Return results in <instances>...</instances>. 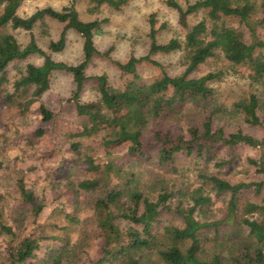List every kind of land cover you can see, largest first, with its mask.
<instances>
[{
    "label": "trees",
    "instance_id": "1",
    "mask_svg": "<svg viewBox=\"0 0 264 264\" xmlns=\"http://www.w3.org/2000/svg\"><path fill=\"white\" fill-rule=\"evenodd\" d=\"M26 0H0V108L17 107L21 113L38 103L42 122H50L55 114L43 102L42 95L52 84L57 72L73 77L75 89L71 100L80 98L91 79L87 68L95 56L111 58L112 47L102 52L95 36L104 20H85L77 9V1L62 9L46 6L30 15H22L20 8ZM89 12L96 14L102 8L120 11L129 0H87ZM165 3L189 17L201 13L202 17L188 27L183 38L173 36L160 42L158 33L166 24L157 27L155 14L149 17L150 44L145 55H131L127 61H115L119 69L131 75L123 87L110 83L106 73L96 75L95 87L99 95L100 112L88 115L77 131L69 132V151L78 155L91 177L71 182L75 194H95L93 213L96 229L101 237V250L90 264H264V178L260 181L233 182L219 173L206 169L211 161L228 169L234 168L237 157L232 149L239 144L264 147V137L257 138L242 129L227 132L225 127H214L223 103L218 102L215 85L224 74L223 70L193 75L210 59L223 57L232 68L244 66L249 71L252 90L234 103L235 112L252 125H264V37L257 27H264V0H165ZM47 19L62 23L63 30L57 40L52 39L48 48L62 51L67 33L74 30L83 40V57L78 63L56 60L45 50L35 36L41 27L49 30ZM248 27L251 39L245 35ZM10 29H23L30 33V40L23 45ZM181 54V73L172 75L165 70L155 56ZM40 56L42 63L27 62L18 68V75L10 77V65ZM149 63L158 66L162 74L152 81H144L139 66ZM124 105L126 111L118 116L112 105ZM187 106H202L205 117L202 122L172 127L164 125L177 120ZM100 114V115H99ZM102 114V115H101ZM103 116L105 123L101 120ZM105 131L103 145L105 158L84 151L83 139ZM44 127L34 131L43 136ZM152 135L146 140V134ZM127 145L129 157L141 161L157 147L158 164L166 168L163 177H156L148 185L142 172L126 167L112 157V149ZM228 147L230 156H220V150ZM199 159L204 167H193L200 185H184L191 171L180 165V157ZM264 176V155L248 159ZM200 164V162H197ZM3 163L0 161V169ZM20 198L29 205L37 217L44 205L37 203L33 192L20 176L16 181ZM253 190L260 200L245 196ZM214 193L227 198V213L212 218ZM180 218V223L170 222L166 214ZM71 220L76 217L69 215ZM0 210V233L16 236L12 225L7 224ZM41 240L26 236L17 245L7 247L8 264H28L36 258ZM65 256V255H64ZM63 253L53 257L52 264H64Z\"/></svg>",
    "mask_w": 264,
    "mask_h": 264
},
{
    "label": "rangeland",
    "instance_id": "2",
    "mask_svg": "<svg viewBox=\"0 0 264 264\" xmlns=\"http://www.w3.org/2000/svg\"><path fill=\"white\" fill-rule=\"evenodd\" d=\"M71 0H26L20 8L22 15H30L39 8L52 6L62 9L70 4ZM194 2L196 0H190ZM77 9L85 20H104L101 28L95 36L98 49L102 52L112 47L111 58L101 55L95 56L86 72L91 77L85 86L81 96L71 100L75 89L73 77L66 72H57L52 77V84L42 97L43 102L55 114L50 122H42L38 103L31 106L30 110L21 113L17 107L5 106L0 108V161L3 163L0 169V210L4 215V221L12 225L16 236L0 233V264H8L7 247L17 245L26 236L41 240V248L36 258L28 264H52L53 257L62 252L64 264H90L97 259L101 250V237L96 229L93 213V201L95 194H75L74 182L91 177L94 173L85 168L80 156H74L69 151V138L67 134L77 131L88 115H96L100 112L98 103L99 95L95 87L94 76L106 73L111 84L123 87L131 75L124 74L115 61H127L131 55H145L149 49L150 31L149 17L155 14L157 27L166 24L158 33L160 42H167L173 36L183 38L193 23L201 17V13L189 17L182 15L173 7L168 6L165 0H129V4L122 10H111L107 7L100 12L92 14L88 9L87 0H78ZM49 30L44 33L41 27L34 30L38 43L48 50L56 60L68 63H78L83 57V40L79 33L69 30L66 46L62 51L52 52L48 48L49 42L57 40L63 30V24L47 19ZM258 34L264 37V27L258 25ZM25 45L30 40V33L23 29H10ZM245 35L251 39L250 29L244 27ZM155 58L163 64L165 70L175 75L184 71L181 64V54H158ZM43 58L34 56L26 61H19L10 65V77L18 75V68H22L27 62L42 63ZM223 70L224 74L217 80L218 102L223 103L221 112L215 120L214 127L223 126L227 132L242 129L245 133L257 138L264 137V125L252 126L246 123L242 116L235 112L234 103L252 88L248 79L249 71L244 66L232 68L223 57L208 60L202 64L193 75L200 76L209 71ZM139 73L144 81H152L162 74L160 67L143 63L139 66ZM113 110L118 116H122L126 109L124 105L115 103ZM100 115V114H99ZM102 115V114H101ZM264 119V114H261ZM205 117L202 106H187L177 120L171 119L164 125L186 126L191 123H201ZM105 123L106 119L101 116ZM39 127L45 128L43 136H35L34 131ZM105 131L100 134L83 139L85 151H91L104 161L106 149L103 145ZM152 135L146 134V140H151ZM127 145L112 149V157L118 159L134 171L142 172V179L148 185L156 177H163L166 168L158 164L157 147H153L150 156L141 161L129 157L126 153ZM228 147L220 150V156H230ZM237 157L235 167L228 169L226 166L215 165L211 161L206 169L213 173L233 181H260L263 174L257 171V167L249 163L248 159L259 158L264 155V147H253L246 144L236 145L232 149ZM200 162V164H197ZM180 165H185L191 171L187 176L191 177L184 185H192V188L200 185L199 177L193 172V167H204L206 163L191 157H180ZM22 176L27 186L34 194L35 201L44 205L40 214L35 217L29 205L20 198L16 181ZM73 182V184H71ZM213 206L210 209L212 218H222L227 213V198L212 193ZM246 197L252 200H260L253 190L246 191ZM69 215L76 217L71 220ZM170 222L180 223V218L172 213L166 214ZM65 255V256H64Z\"/></svg>",
    "mask_w": 264,
    "mask_h": 264
}]
</instances>
